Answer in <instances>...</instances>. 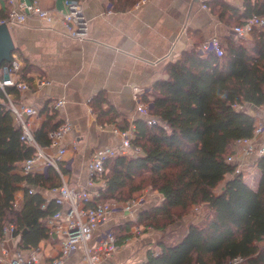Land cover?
<instances>
[{"label":"trees","instance_id":"trees-1","mask_svg":"<svg viewBox=\"0 0 264 264\" xmlns=\"http://www.w3.org/2000/svg\"><path fill=\"white\" fill-rule=\"evenodd\" d=\"M137 1L120 0L128 7ZM208 5L232 29L253 17H264V0H244L243 11L223 0ZM224 47L221 58L195 46L170 63L168 80L155 85L152 101L144 99L153 105L148 117L159 122L148 125V117L134 122L133 145L142 154L118 156L106 163L101 202L127 203L146 189L163 197L160 205L139 215L137 224L113 229L119 247L133 237L137 225L162 231L191 214L193 207L203 205L208 211L201 223L189 225L178 243H159L160 253L149 252L143 264H232L236 258L247 260L243 264H264V249L259 246L264 242V158L258 161L256 190L242 175L233 177L235 166L227 161L236 141L253 136L256 122L253 115L235 106L264 105V31L254 30L247 40L230 35ZM21 77L31 84L27 68H22ZM7 91L19 95L15 88ZM0 99L7 103L1 89ZM90 103L101 126L119 124L120 115L112 106L105 108L103 95ZM44 111L47 118L34 137L47 148L49 133L62 121L53 107ZM21 135L12 112L0 103V237L5 227L13 225V235L19 238L17 250H29L50 238L46 221L59 206L48 202L45 194L62 180L53 168L28 177L19 173L35 151ZM60 166L61 174L67 176L68 165L60 162ZM20 191L23 203L16 206Z\"/></svg>","mask_w":264,"mask_h":264},{"label":"crops","instance_id":"crops-1","mask_svg":"<svg viewBox=\"0 0 264 264\" xmlns=\"http://www.w3.org/2000/svg\"><path fill=\"white\" fill-rule=\"evenodd\" d=\"M23 1H38L43 9L53 14V18L46 21L31 16L24 25L10 26L16 46L13 58L21 61L22 68H27L28 77L32 79L29 92L11 93V99L16 104L38 110V115L29 119L33 131L46 120L48 114L44 110L51 108L59 99L66 101L58 110V119L68 121L72 129L63 142L68 150L62 161L69 169L65 179L75 187L86 184L87 163L96 149L120 145L115 128L134 126L136 120L148 117L138 110L135 92L152 101L155 85L169 78L166 68L170 63L181 59L190 48L199 46L201 49L213 38L220 39L225 46L232 30L211 12L208 3L215 0H138L132 7L124 6L120 0H112L114 4L111 0H81L87 22V35L81 40L71 36L58 13L65 10L66 0ZM223 1L243 11L244 0ZM203 5H207L208 10ZM7 7V0H0V15H4ZM99 95L107 100L105 108L112 106L117 110L119 124L103 127L98 123L90 102ZM251 112L262 116L260 109L257 114L253 110ZM46 151L54 154L56 150L48 148ZM254 160V156L249 157L247 163ZM251 168L258 172L254 181H260L259 169L251 165L249 171ZM228 177L231 179L232 176ZM259 181L255 188L250 187L256 190ZM151 192L145 190L148 200H144L132 213L125 210V203H119L120 209L98 232L109 228L116 230L128 223L137 224L141 213L163 201L158 192ZM45 195L50 196L49 192ZM23 199L24 192L20 191L16 195L18 206ZM193 220L185 217L173 226V230L184 231L183 238L188 226L195 224ZM147 229L150 231L151 228ZM142 236L135 237L137 240L134 237L128 239L102 264L146 262L147 251L153 247V233L148 232L142 242L136 243ZM18 245L19 238L3 235L0 237V257L8 251L7 257L12 258ZM39 247L47 260L58 256L57 244L50 238L41 242ZM62 264L87 263L80 249Z\"/></svg>","mask_w":264,"mask_h":264},{"label":"built area","instance_id":"built-area-1","mask_svg":"<svg viewBox=\"0 0 264 264\" xmlns=\"http://www.w3.org/2000/svg\"><path fill=\"white\" fill-rule=\"evenodd\" d=\"M7 11L0 15V25H24L28 18L37 16L46 21H51L53 14L43 9L38 1L27 3L23 0H7ZM208 10L207 5H203ZM62 22L67 27L71 36L84 40L87 35V22L85 20L82 1L66 0L65 10L58 12ZM264 31V17L256 16L245 22L244 25L234 27L230 35L236 40H247L254 30ZM225 47L221 40L213 38L204 45L200 51L204 54H214L221 58L224 56ZM22 63L19 59L13 58L12 62L0 70V89L4 93L7 103L0 99V103L6 105L12 112L16 125L21 129V140L35 149L33 155L22 163L19 173L28 177L37 173L45 174L48 169H55L60 175L62 183L49 191L47 201L59 206V210L46 221L50 239L57 244L58 256L47 260L40 247L29 250H17L12 258H8V251L0 257V264H62V262L76 254L80 249L84 253V261L87 264H99L103 257H109L117 253L120 249L118 236L113 229H99L109 221L110 216L120 209L119 203L101 202L99 199L106 191L105 174L107 173L106 163L110 159L118 156L141 155L142 150L133 145L135 139V128L130 126L127 130L115 128L114 133L120 138L119 146H105L96 149L87 163V181L84 185L77 187L66 181L61 174L60 162L67 153V146L63 144L67 135L71 132V124L68 121L49 133L50 146L41 147L35 140L34 131L31 129L29 119L38 115V110L30 106H22L12 101L8 88H15L19 92H29L31 84L21 77ZM40 84H44L41 82ZM135 99L138 102V110L141 114L149 116L150 103L145 102L140 97L139 92H135ZM64 99H59L52 106L54 110H59L65 105ZM237 109H244L242 105H236ZM262 112V116L255 115L256 118L253 136L247 139L236 141L232 145L233 155L228 157V162L235 166L233 177L242 175L250 177L251 165L258 168V161L264 158V105L257 107ZM159 121L154 118L147 120L148 125H154ZM55 149L51 154L46 149ZM255 157L253 163H247V158ZM259 169V168H258ZM245 179V178H244ZM101 185V186H99ZM99 186V187H98ZM31 192H34L32 190ZM144 199L131 200L124 204L128 213L134 212ZM123 205V204H122ZM16 206L17 203H16ZM144 232V228L137 225L132 229V233L139 235ZM14 226L5 227L4 236L14 237ZM247 260L236 258L232 264H242Z\"/></svg>","mask_w":264,"mask_h":264},{"label":"rangeland","instance_id":"rangeland-1","mask_svg":"<svg viewBox=\"0 0 264 264\" xmlns=\"http://www.w3.org/2000/svg\"><path fill=\"white\" fill-rule=\"evenodd\" d=\"M244 110L247 111V112H249L253 116H255V115H254V113L252 114L251 110H253V112H255L256 114L258 112L257 107H254V106L249 105V104H246V106L244 107ZM251 170H252V176L247 177V178L244 176V178H245L244 181L249 186H252V187L255 188L256 185H257V182L259 180L254 181V178L257 177V173L258 172L256 171L255 168H251ZM259 174H260V172H259ZM222 187L223 186H221L217 190V192H220ZM151 193H154V191H152ZM148 196L149 195L148 194L146 195L145 194V190H144V191L136 194L135 198H133V199L134 200L144 199V200L147 201L148 200ZM207 214H208V211H207V209H205V207L203 205L202 206H196V207H193V209L191 211V214L187 215L186 218H190L191 217V219H194L193 221H195V224H199V223L202 222L203 218ZM179 222L180 221H177L173 225L168 226L167 229L165 230V232L160 231V230H154V229H150V231H149V229H147L145 226H143L144 233H141L139 235L133 234V237H134L133 239L137 240L138 237H140L141 235H143L142 238L139 241L136 242V243H140V242H142V240L145 239V237H146L145 235H147L148 232H152L153 233V236H152L151 240L153 241V243H152L153 245H151V246H153V247L150 248V250H148L147 252L148 253L149 252H153L154 254H158L161 251V248L159 247V243L162 242V243H165V245H174V244L178 243L181 240V238H182V236L184 234V231L181 232L180 230H177V232H176V231H174L175 229L173 230V228H174L173 226L174 225H177ZM175 232H176V234H174ZM135 237H137V238H135ZM146 244H147V242H146ZM146 246H149V245H146ZM259 246H260L261 249H264V242L261 243ZM107 258L108 257H106V258L103 257L101 259L102 261L99 264H102L103 261H105Z\"/></svg>","mask_w":264,"mask_h":264},{"label":"water","instance_id":"water-1","mask_svg":"<svg viewBox=\"0 0 264 264\" xmlns=\"http://www.w3.org/2000/svg\"><path fill=\"white\" fill-rule=\"evenodd\" d=\"M16 46L10 31V27L6 24L0 25V68L7 62L13 60V53H15ZM153 105L151 104V108Z\"/></svg>","mask_w":264,"mask_h":264}]
</instances>
